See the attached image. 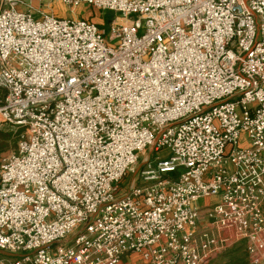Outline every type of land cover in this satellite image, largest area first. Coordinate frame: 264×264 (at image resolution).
<instances>
[{"label":"built area","instance_id":"1","mask_svg":"<svg viewBox=\"0 0 264 264\" xmlns=\"http://www.w3.org/2000/svg\"><path fill=\"white\" fill-rule=\"evenodd\" d=\"M0 91V264H264V0H0Z\"/></svg>","mask_w":264,"mask_h":264},{"label":"rangeland","instance_id":"2","mask_svg":"<svg viewBox=\"0 0 264 264\" xmlns=\"http://www.w3.org/2000/svg\"><path fill=\"white\" fill-rule=\"evenodd\" d=\"M53 8H54V11L57 15H60L61 17H68L69 16V9L68 8H65L59 4H55L53 6ZM75 12L79 18L90 19L91 21L96 23L97 26L100 29L104 30L106 33L108 30V23L112 19V17L114 16V14L111 12L97 11V10H94L88 6H85V5L78 7L75 10ZM0 125H1V128H3L4 130L6 129V130L11 131V133H10L11 135H10L9 140H8V146H7L6 150H4L0 154V158H1V156L8 154V153L15 150L18 133L14 131L15 129L10 128L6 124L0 123ZM152 156L155 157V154H153ZM201 203H202V201L199 202V204H201ZM244 251H245V248H244ZM137 261H138L137 257L135 258L132 256L125 257L122 260L123 264H137ZM225 262H226V259H224L222 255H218L213 260H211L208 264H225Z\"/></svg>","mask_w":264,"mask_h":264},{"label":"trees","instance_id":"3","mask_svg":"<svg viewBox=\"0 0 264 264\" xmlns=\"http://www.w3.org/2000/svg\"><path fill=\"white\" fill-rule=\"evenodd\" d=\"M2 95L3 93L2 91H0V100L2 99ZM10 133L11 131L6 129L4 130L3 128H1L0 125V154L4 150H6L8 146V140L11 135ZM221 255L223 256L224 259H226L225 264H248L243 243L235 245L234 247L228 249Z\"/></svg>","mask_w":264,"mask_h":264},{"label":"water","instance_id":"4","mask_svg":"<svg viewBox=\"0 0 264 264\" xmlns=\"http://www.w3.org/2000/svg\"><path fill=\"white\" fill-rule=\"evenodd\" d=\"M0 256L3 257H14V255L0 251Z\"/></svg>","mask_w":264,"mask_h":264},{"label":"crops","instance_id":"5","mask_svg":"<svg viewBox=\"0 0 264 264\" xmlns=\"http://www.w3.org/2000/svg\"><path fill=\"white\" fill-rule=\"evenodd\" d=\"M120 264H123V262H121Z\"/></svg>","mask_w":264,"mask_h":264}]
</instances>
